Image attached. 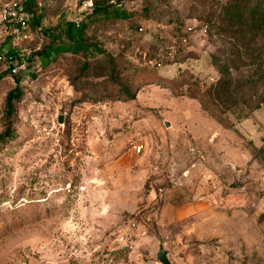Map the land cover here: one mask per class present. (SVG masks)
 <instances>
[{
    "label": "rangeland",
    "instance_id": "1",
    "mask_svg": "<svg viewBox=\"0 0 264 264\" xmlns=\"http://www.w3.org/2000/svg\"><path fill=\"white\" fill-rule=\"evenodd\" d=\"M10 1L0 264H161V244L172 264H264V0H92L113 13L86 28L95 56L44 65L43 30L86 0H34L23 27Z\"/></svg>",
    "mask_w": 264,
    "mask_h": 264
},
{
    "label": "trees",
    "instance_id": "2",
    "mask_svg": "<svg viewBox=\"0 0 264 264\" xmlns=\"http://www.w3.org/2000/svg\"><path fill=\"white\" fill-rule=\"evenodd\" d=\"M26 11L33 16V26H39L38 16H36L34 0L22 1ZM109 10V6L97 7L93 6L89 11L85 12L82 17L67 19L62 17L60 21L52 28L44 29L46 37L49 42L46 46L36 55L39 57L40 64H46L48 61L57 60L64 54H79L84 52L87 57H94L95 52L92 50L91 44L85 37V31L90 22L102 17H109L112 15ZM13 50H8L5 56L13 59L15 58ZM29 63L27 62V68ZM3 78V74H0V80ZM128 99L133 98L134 91H126ZM22 92L19 89L11 90L6 98V115L11 117L14 114V101L19 99ZM1 138L13 139L14 131L8 126Z\"/></svg>",
    "mask_w": 264,
    "mask_h": 264
},
{
    "label": "built area",
    "instance_id": "3",
    "mask_svg": "<svg viewBox=\"0 0 264 264\" xmlns=\"http://www.w3.org/2000/svg\"><path fill=\"white\" fill-rule=\"evenodd\" d=\"M93 6L92 0H86L83 5L85 9L84 12L89 11ZM28 15L29 13L25 10L21 0H11L2 10V16L5 20L17 22V24H20L22 27L26 24ZM24 66L25 60L22 58L18 63L12 66L11 70L15 74ZM131 148L135 153H140L143 151L144 145L142 143L133 142Z\"/></svg>",
    "mask_w": 264,
    "mask_h": 264
},
{
    "label": "water",
    "instance_id": "4",
    "mask_svg": "<svg viewBox=\"0 0 264 264\" xmlns=\"http://www.w3.org/2000/svg\"><path fill=\"white\" fill-rule=\"evenodd\" d=\"M58 122L62 124L63 121V115H60L58 118ZM157 259L161 264H172L168 257V251L164 248V246L161 244L159 246V250L157 252Z\"/></svg>",
    "mask_w": 264,
    "mask_h": 264
}]
</instances>
